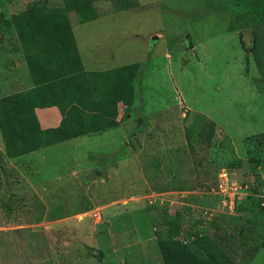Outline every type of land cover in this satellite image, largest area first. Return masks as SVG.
I'll return each instance as SVG.
<instances>
[{"label": "rangeland", "instance_id": "obj_1", "mask_svg": "<svg viewBox=\"0 0 264 264\" xmlns=\"http://www.w3.org/2000/svg\"><path fill=\"white\" fill-rule=\"evenodd\" d=\"M28 2L61 5L0 0V12ZM93 12L138 59L133 101L112 130L0 150V264H162L167 219L185 242L207 234L237 264H264V0H103ZM14 48L0 25L1 76ZM239 180L254 194L226 213L219 185Z\"/></svg>", "mask_w": 264, "mask_h": 264}, {"label": "trees", "instance_id": "obj_2", "mask_svg": "<svg viewBox=\"0 0 264 264\" xmlns=\"http://www.w3.org/2000/svg\"><path fill=\"white\" fill-rule=\"evenodd\" d=\"M97 1L103 0H61L60 6L48 7L28 2L8 17L0 12L2 28L16 33L33 84L0 96V139L7 157L112 128L118 122L117 104L131 105L137 61L91 71L79 59L66 12L78 14V23L94 19L90 12ZM47 106L58 109L60 120L41 128L34 108ZM257 199L260 205L262 198ZM164 223L165 236L156 239L162 264H237L207 234L185 242L175 220Z\"/></svg>", "mask_w": 264, "mask_h": 264}, {"label": "crops", "instance_id": "obj_3", "mask_svg": "<svg viewBox=\"0 0 264 264\" xmlns=\"http://www.w3.org/2000/svg\"><path fill=\"white\" fill-rule=\"evenodd\" d=\"M108 16L111 15L100 14L94 19L70 24L75 46L82 64V68L84 70L103 71L118 67L120 65L136 61L138 62V59L135 60L131 54H124L122 56V49H120L121 38L119 32L116 33L117 30L113 24H106L102 21ZM14 50L8 53L13 54L14 52L16 55L20 53L21 56L18 55V59L13 63L10 61L9 67L2 72V76L0 74V79H2V84L0 86V96L33 86L20 47L18 51L15 48ZM5 78L8 80V85L17 86V88L14 90L4 91V88L7 87L5 86ZM120 104L121 103L117 104V120L119 118ZM34 113L41 128L54 127L59 123L60 114L55 106L35 107ZM108 130H112V128H109ZM82 138H84V136L71 138L56 144L80 141ZM0 143V150H3L1 139Z\"/></svg>", "mask_w": 264, "mask_h": 264}, {"label": "built area", "instance_id": "obj_4", "mask_svg": "<svg viewBox=\"0 0 264 264\" xmlns=\"http://www.w3.org/2000/svg\"><path fill=\"white\" fill-rule=\"evenodd\" d=\"M232 175L233 173H229V171H227L226 169H222L221 178L219 176L218 179L219 181L220 180L222 181L224 179L228 183V180L229 181L231 180ZM254 185H251L248 181L239 180L237 184L231 182L230 185H228L229 191H226V188L222 187L223 185H219L220 186L218 192V195L220 196L219 202L222 203V205L226 208V213L233 212L235 204H238L240 201H242L248 194L253 195L254 193L252 192L253 191L252 189ZM258 187L261 186L259 185ZM259 191L263 192V189H260ZM263 202H264V198H262L260 205H264Z\"/></svg>", "mask_w": 264, "mask_h": 264}, {"label": "water", "instance_id": "obj_5", "mask_svg": "<svg viewBox=\"0 0 264 264\" xmlns=\"http://www.w3.org/2000/svg\"><path fill=\"white\" fill-rule=\"evenodd\" d=\"M140 121H141V119L137 120L136 124H138ZM94 176H95V172L94 171H91L90 172V175H89V178H92Z\"/></svg>", "mask_w": 264, "mask_h": 264}]
</instances>
